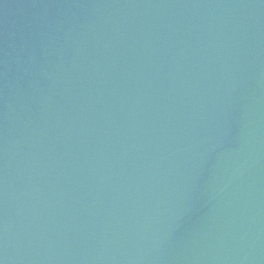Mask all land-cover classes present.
I'll use <instances>...</instances> for the list:
<instances>
[{"label":"water","instance_id":"water-1","mask_svg":"<svg viewBox=\"0 0 264 264\" xmlns=\"http://www.w3.org/2000/svg\"><path fill=\"white\" fill-rule=\"evenodd\" d=\"M0 264H264V0H0Z\"/></svg>","mask_w":264,"mask_h":264}]
</instances>
